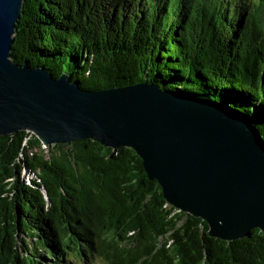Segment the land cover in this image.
Returning <instances> with one entry per match:
<instances>
[{
	"label": "trees",
	"instance_id": "16d2710c",
	"mask_svg": "<svg viewBox=\"0 0 264 264\" xmlns=\"http://www.w3.org/2000/svg\"><path fill=\"white\" fill-rule=\"evenodd\" d=\"M12 50L87 90L223 106L264 137V0H26ZM27 137H0V264H264L261 231L227 243L173 216L134 151Z\"/></svg>",
	"mask_w": 264,
	"mask_h": 264
},
{
	"label": "water",
	"instance_id": "95a60500",
	"mask_svg": "<svg viewBox=\"0 0 264 264\" xmlns=\"http://www.w3.org/2000/svg\"><path fill=\"white\" fill-rule=\"evenodd\" d=\"M26 0H0V137L26 132L42 149L79 141L130 149L172 215L202 220L227 243L264 233V137L223 106L154 83L87 90L68 73L17 64ZM186 218V217H185ZM183 222L180 223L182 225Z\"/></svg>",
	"mask_w": 264,
	"mask_h": 264
},
{
	"label": "built area",
	"instance_id": "2783aa9c",
	"mask_svg": "<svg viewBox=\"0 0 264 264\" xmlns=\"http://www.w3.org/2000/svg\"><path fill=\"white\" fill-rule=\"evenodd\" d=\"M26 175H27V178H26V179L29 180V175H28V174H26ZM25 177H26V176H25Z\"/></svg>",
	"mask_w": 264,
	"mask_h": 264
},
{
	"label": "rangeland",
	"instance_id": "374dc122",
	"mask_svg": "<svg viewBox=\"0 0 264 264\" xmlns=\"http://www.w3.org/2000/svg\"><path fill=\"white\" fill-rule=\"evenodd\" d=\"M26 176V178H27V175H25ZM27 180V179H26ZM98 264H101V263H98Z\"/></svg>",
	"mask_w": 264,
	"mask_h": 264
}]
</instances>
